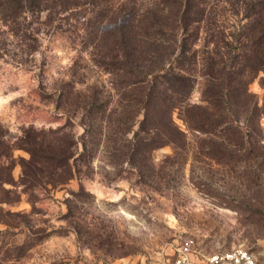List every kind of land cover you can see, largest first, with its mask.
Returning a JSON list of instances; mask_svg holds the SVG:
<instances>
[{
	"label": "rangeland",
	"instance_id": "rangeland-1",
	"mask_svg": "<svg viewBox=\"0 0 264 264\" xmlns=\"http://www.w3.org/2000/svg\"><path fill=\"white\" fill-rule=\"evenodd\" d=\"M73 7L29 14L14 27L0 24V136L11 146L3 163L14 164L15 183L7 188L9 198L16 199L0 204V264H172V245L183 238L194 239L208 254L244 246L264 264V165L210 159L177 111L172 119L186 144L150 152L141 164L146 167H132L105 145L88 163L76 162L77 172L67 184L24 191L21 161L30 156L18 146L29 136L61 129L78 143V156L80 106L94 91L111 99L107 125L129 115V132L118 135L122 142L141 120L135 112L124 114L122 90L95 65L91 37L106 25L88 27L86 0H76ZM213 8L215 21L203 28L211 35L235 36L244 23L242 12L225 3ZM205 40L201 31L200 52ZM199 75L197 68L190 104H200ZM262 78L260 73L249 85L259 106L264 104ZM243 123L255 137L257 127L252 131ZM256 135L264 147V117Z\"/></svg>",
	"mask_w": 264,
	"mask_h": 264
},
{
	"label": "trees",
	"instance_id": "trees-1",
	"mask_svg": "<svg viewBox=\"0 0 264 264\" xmlns=\"http://www.w3.org/2000/svg\"><path fill=\"white\" fill-rule=\"evenodd\" d=\"M220 1V2H219ZM91 6L88 27L105 24L91 37L95 42V65L110 75L122 90V111L141 115L131 138L118 137L128 131L129 115L107 125L110 97L94 91L80 106L81 151L70 133L29 136L18 146L29 154L21 161L20 182L25 192L67 184L76 162L94 159L102 146H111L132 167L140 169L150 152L165 146L184 147L185 133L173 122L179 113L188 130L197 134V145L210 159L221 162L255 160L264 165V147L258 121L264 104L258 105L249 85L264 75V0H86ZM235 2V3H234ZM76 0H0V24L14 27L29 14L57 7L75 10ZM225 3L242 12L244 23L236 35H211L203 27L215 21L213 5ZM204 31L203 50L197 49ZM234 44V45H233ZM212 46V47H211ZM198 53H202L199 57ZM203 80L200 104L189 99L196 84V69ZM264 88V78L261 80ZM121 94V91H120ZM121 94V95H122ZM107 121V120H106ZM110 122V121H107ZM257 127L255 137L249 134ZM257 123V124H256ZM133 127V125H132ZM131 127V128H132ZM250 129V130H251ZM124 130V131H122ZM11 146L0 136V204H12L14 185ZM7 215H11L7 213ZM7 253V252H6Z\"/></svg>",
	"mask_w": 264,
	"mask_h": 264
},
{
	"label": "built area",
	"instance_id": "built-area-1",
	"mask_svg": "<svg viewBox=\"0 0 264 264\" xmlns=\"http://www.w3.org/2000/svg\"><path fill=\"white\" fill-rule=\"evenodd\" d=\"M172 264H257L254 253L244 246L204 253L192 238H183L172 245Z\"/></svg>",
	"mask_w": 264,
	"mask_h": 264
}]
</instances>
